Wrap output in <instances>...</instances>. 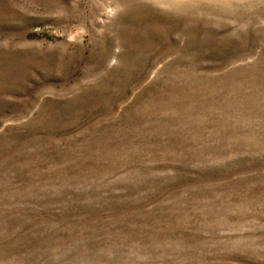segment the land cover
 <instances>
[{
	"label": "rangeland",
	"instance_id": "1",
	"mask_svg": "<svg viewBox=\"0 0 264 264\" xmlns=\"http://www.w3.org/2000/svg\"><path fill=\"white\" fill-rule=\"evenodd\" d=\"M0 264H264V0H0Z\"/></svg>",
	"mask_w": 264,
	"mask_h": 264
}]
</instances>
